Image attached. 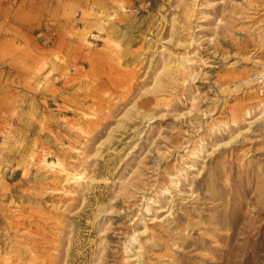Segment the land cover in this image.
<instances>
[{"label": "rangeland", "instance_id": "obj_1", "mask_svg": "<svg viewBox=\"0 0 264 264\" xmlns=\"http://www.w3.org/2000/svg\"><path fill=\"white\" fill-rule=\"evenodd\" d=\"M263 72L264 0H0V264H264Z\"/></svg>", "mask_w": 264, "mask_h": 264}, {"label": "bare ground", "instance_id": "obj_2", "mask_svg": "<svg viewBox=\"0 0 264 264\" xmlns=\"http://www.w3.org/2000/svg\"><path fill=\"white\" fill-rule=\"evenodd\" d=\"M256 75L264 77V72L263 73H257ZM46 165H47L49 170L54 171V172H55V168H57L58 166L60 168L59 163L56 164V163L50 162V163H46Z\"/></svg>", "mask_w": 264, "mask_h": 264}]
</instances>
